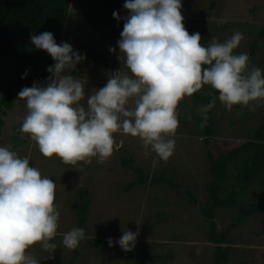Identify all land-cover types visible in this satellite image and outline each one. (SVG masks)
Listing matches in <instances>:
<instances>
[{
    "label": "clouds",
    "instance_id": "1",
    "mask_svg": "<svg viewBox=\"0 0 264 264\" xmlns=\"http://www.w3.org/2000/svg\"><path fill=\"white\" fill-rule=\"evenodd\" d=\"M123 7L129 14L123 18L117 58L128 71L110 73L107 83L91 94L71 74L85 55L71 43L58 44L51 32L31 36L32 46L45 50L55 62L47 68L51 75L45 85L34 83L18 93L27 108L20 131L44 157L55 155L73 165L97 158L102 164L115 150L114 134L122 132L142 141L146 157L154 152L167 161L175 151L177 106L184 97L205 86L219 93L199 107L201 127L217 99L229 111L234 105L254 107L252 102L264 101V70L251 64L248 53L234 52L243 33L202 44L199 32L190 34L185 28L182 0H125ZM112 15L122 19L116 11ZM109 51L115 53L116 48ZM130 102L134 106L129 107ZM55 198L56 182L30 166L27 156L0 146V264L54 259L58 245L51 241L60 217ZM137 236L138 232L123 230L108 244L132 251ZM85 238V230L74 227L63 234L61 243L74 250ZM37 243L47 256L32 254Z\"/></svg>",
    "mask_w": 264,
    "mask_h": 264
},
{
    "label": "rangeland",
    "instance_id": "2",
    "mask_svg": "<svg viewBox=\"0 0 264 264\" xmlns=\"http://www.w3.org/2000/svg\"><path fill=\"white\" fill-rule=\"evenodd\" d=\"M211 1H214L215 5L209 10ZM124 3L125 0H71L61 42L71 43L73 49L79 53V45L85 44L110 57L108 64L85 59L71 72L85 84L86 92L89 94L102 88L107 83L110 73L121 68L125 72L128 71L117 58L119 55L117 41L120 39L123 26L121 21H117L112 15L114 11L120 16L128 12L123 7ZM182 4L185 28L190 34L199 32L202 44L211 42L213 38L223 42L236 31L243 33L244 39L234 50L235 53H248L252 40L264 26V0H182ZM82 12H91L94 15L90 20L83 22L80 16ZM206 12L208 14H205ZM221 19L224 23H218ZM109 47L116 48V52H110ZM251 64L264 70V37L258 39V47L256 54L251 57ZM16 70L17 66L10 58H1L0 97L6 95V89L13 82ZM202 89L211 94L216 91L210 86ZM195 101L192 95L184 97L178 103V119L184 122L179 123L175 136L172 137L176 141V147L174 154L167 161L160 159L154 152L146 157L143 143L138 137L117 132L114 134L115 150L102 164L97 162V158H92L90 164L78 162L73 165L64 163L55 155L44 157L28 134L20 131L27 113L25 100H15L6 109L1 127L0 146L9 147L21 157L27 156L32 167L38 168L42 175L56 182L54 203L58 205L60 217L59 228L54 238L58 248L52 254L54 259L42 261V264H63L69 261L74 250H78L79 255L69 264H124L120 257L123 256V249L115 243L99 254L93 248L86 247L85 240L74 250L63 247L61 243L63 234L76 227L73 207L79 187L86 188L91 197L87 228L84 229L87 231L85 239L105 238L103 235L113 229L115 233L109 237L115 241L122 236L123 230L128 229L138 232L134 249L141 243H149L153 245V254L158 253L159 256L168 247H173L174 258L168 262L154 260L156 262L151 264L209 263L213 247L206 240L203 227L198 226L202 217L197 206L181 209L182 219L172 220L170 211L177 208L167 198L171 199L172 195L175 201L180 195L175 194L174 189L169 188L167 183H164L165 186L144 183L126 190L124 185L135 180L136 175L133 168L121 163V157L127 158L131 155L133 165L140 166L151 176L161 167L169 168L175 172V181L182 182L180 189L189 186L198 200L202 201L209 174L202 128L194 120H189L194 118V113H198L200 107ZM252 103L255 104L254 107L234 105L229 111L218 99L216 100L212 112L217 130L209 144L214 153L239 145L250 137L249 133L260 122L264 123V101ZM132 106L134 105L130 102L129 107ZM248 189L249 193L242 195V200L247 203L256 200L257 193L253 190H258L259 187L253 184ZM161 200L168 213V220L160 225H152L146 219L149 213L153 212L155 204H160ZM237 215V211L227 210L224 217L219 214L215 220L222 226L230 227ZM171 235L177 237L171 238ZM230 237L235 242V248L228 264H238L242 263L241 261L243 264H264L263 210L231 227ZM160 243L165 244L160 248L155 247ZM32 247L36 248L35 251L30 250L33 255L37 257L48 255L41 249L39 243ZM128 252L125 253V257L128 256Z\"/></svg>",
    "mask_w": 264,
    "mask_h": 264
},
{
    "label": "trees",
    "instance_id": "3",
    "mask_svg": "<svg viewBox=\"0 0 264 264\" xmlns=\"http://www.w3.org/2000/svg\"><path fill=\"white\" fill-rule=\"evenodd\" d=\"M70 3L71 0H0V60L3 57H8L17 66L14 80L10 87L6 89V95L0 97V134L4 117L6 116V109L15 100H23L18 98V93L24 87L33 86L34 83L45 85L47 78L50 76L47 68L52 66L53 58L45 50L35 49L31 44V36L34 34L39 35L43 32H51L59 44ZM214 5L215 2L211 1L209 10ZM128 14L126 12L121 15L122 26L125 22L123 18H126ZM205 14H208V12ZM93 15L91 12H82L80 16L84 22L90 20ZM263 37L264 26L250 44L248 52L250 60L256 54L258 39ZM79 51L89 61L103 62L104 64L110 62V57L97 52L88 45H79ZM204 90L201 89L193 94L195 102L199 106L208 104L212 98L219 95L217 91L211 94ZM212 111L213 109L209 111V119L204 127H201L203 119L199 112L194 113L193 119H189L190 121L194 120L202 128V137L207 148L205 158L208 161L209 179L205 184V195H203L202 201L198 200L197 195L193 193L189 186L180 189L182 182L175 181V172L173 173L169 168L161 167L151 176L146 174L140 166L133 165L131 155L127 158L121 157V163L133 168L136 175L135 180L124 185L126 190L144 183L149 185L158 184V186L167 183L170 186H168L169 188L174 189L175 194L180 195L175 201L172 195L171 199L167 198L177 208L170 211L172 220L179 221L182 219L180 216L182 213H180L181 209L187 206H197L198 212L202 217V220L198 222V226L203 227L202 231L206 234V240L213 247L208 264H228L235 248V242L230 237V228L235 227L244 218L262 210L264 211V123L260 122L249 133L250 137L239 145L214 153L209 148L210 139L215 136L217 130ZM180 122H184V120H179ZM187 122L185 121V123ZM30 166H32L31 162ZM253 184H257L259 187L258 190H253V192L257 193L256 200L247 203L242 200V195H247L249 193L248 187ZM76 193V202L73 207L75 225L86 229L89 218L90 193L84 187H79ZM161 202L162 200L160 204H155L153 212L149 213L148 218L146 217V220L152 225H160L168 220L165 205L161 204ZM227 210L238 212L235 221L232 222L230 227L222 226L215 220L219 214L224 217ZM114 233L115 231L111 229L103 235L106 236L105 238L84 239L85 246L93 248L99 254L110 247L108 244L109 236ZM85 234H87V231H85ZM176 237L171 235V238ZM51 242L57 244L55 238ZM164 244L160 243L155 245V247L160 248ZM152 247L153 245L149 243H141L136 249L129 251L127 257H125L126 251L122 250L123 256L120 257H122L124 264H151L156 262L154 260L168 262L174 258L172 246L168 247L159 256L158 253H156L157 256L155 253L153 254ZM30 250L35 251L36 248L32 247ZM242 254H240V257H242ZM78 255L79 251L74 250L69 261L63 264H69ZM241 262L238 264H243V261Z\"/></svg>",
    "mask_w": 264,
    "mask_h": 264
}]
</instances>
